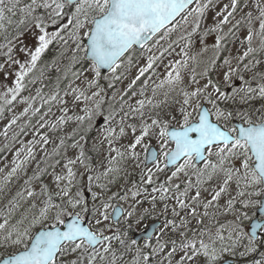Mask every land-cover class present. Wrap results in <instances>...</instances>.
Listing matches in <instances>:
<instances>
[{"label":"snow or ice","instance_id":"1","mask_svg":"<svg viewBox=\"0 0 264 264\" xmlns=\"http://www.w3.org/2000/svg\"><path fill=\"white\" fill-rule=\"evenodd\" d=\"M0 163V264H264V0H0Z\"/></svg>","mask_w":264,"mask_h":264},{"label":"flooded vegetation","instance_id":"2","mask_svg":"<svg viewBox=\"0 0 264 264\" xmlns=\"http://www.w3.org/2000/svg\"><path fill=\"white\" fill-rule=\"evenodd\" d=\"M147 223H150V222L149 221H145V224H147ZM141 227H143V225Z\"/></svg>","mask_w":264,"mask_h":264},{"label":"rangeland","instance_id":"3","mask_svg":"<svg viewBox=\"0 0 264 264\" xmlns=\"http://www.w3.org/2000/svg\"><path fill=\"white\" fill-rule=\"evenodd\" d=\"M11 157H10V155H9V159H10ZM0 166H2V163H0Z\"/></svg>","mask_w":264,"mask_h":264}]
</instances>
